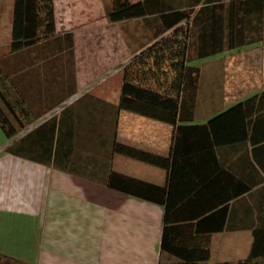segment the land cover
Returning <instances> with one entry per match:
<instances>
[{"label":"crops","instance_id":"1","mask_svg":"<svg viewBox=\"0 0 264 264\" xmlns=\"http://www.w3.org/2000/svg\"><path fill=\"white\" fill-rule=\"evenodd\" d=\"M107 1L54 0L56 35L12 52L15 0H0V105L17 129L7 137L0 125V256L11 258L14 264H236L249 255L254 230L264 227V119L253 120L247 144L221 146L216 156H209L219 165L191 169L184 175L176 173L173 184L171 168L115 152L114 143L119 142L170 155L176 126L118 110L117 105L126 65L187 21L149 40L144 36L148 22L143 18L109 21ZM239 1L153 0V4L158 11L193 9L190 27L200 12L193 40L226 44L231 3ZM98 2L108 30L103 37L110 44L109 51L100 54L99 67L97 57L80 47L74 29L82 22L88 26L97 20L91 9ZM135 20L141 23V32L134 29ZM250 20L252 30L234 40L241 46L232 48L235 52L230 55L239 54V60L260 59L262 64L264 54L258 47L264 45V11L259 38L253 29L254 14ZM158 22L152 20L153 33ZM114 25L119 37L113 35ZM200 26L201 33L197 30ZM89 38L81 44L89 43ZM118 41L121 52L114 57ZM242 50L244 54H240ZM220 53L203 59L219 60ZM247 68L243 65L236 72L244 75ZM263 89L264 84L254 82L248 93L221 105H208L219 96L208 98L204 106L220 110L204 113L203 118H198L196 100L194 123L206 122ZM226 92L232 91L227 87ZM113 171L164 187L173 202L169 225L197 223L206 209L228 204L223 230L211 231L208 224L199 231L188 227L182 234L175 233L191 248L193 241L200 245L204 241L210 247V258L183 262L162 249L166 206L108 186ZM260 178L263 181L259 184L252 181ZM249 183L253 184L249 192L230 199L236 186ZM177 241L174 238L171 243Z\"/></svg>","mask_w":264,"mask_h":264},{"label":"trees","instance_id":"2","mask_svg":"<svg viewBox=\"0 0 264 264\" xmlns=\"http://www.w3.org/2000/svg\"><path fill=\"white\" fill-rule=\"evenodd\" d=\"M231 6L226 29L229 47L241 45L234 40L249 34L252 30L249 27L252 14L256 21L253 29L259 38L262 31L264 0H241L239 3L232 2ZM192 13L193 9L158 11L154 8L153 0L137 2L108 0L106 4V17L111 22L143 18L148 22L147 31L153 33L152 20L159 21L155 32L150 33L149 40L187 21L169 37L147 48L126 65L123 71L122 95L117 105L118 110H128L176 126L175 143L169 156L154 154L119 142L114 143V151L119 154L165 169L171 168L172 184L176 173L184 175L190 173L191 169H206L207 166L219 165L218 162L210 161L209 156H216V149L221 146L247 144L253 120L264 119L263 89L213 115L206 122L194 123L198 114L196 96L200 71L190 62L192 60L190 54L192 27L199 20L200 12L196 13L190 27L188 22ZM201 32L200 26L199 33ZM54 35H56L54 0H15L12 52L32 46ZM68 36L73 37V34L68 33ZM198 44L196 59L220 52L223 45L215 42L206 43L202 40ZM0 125L7 137L14 135L17 130L1 105ZM250 163L251 168L256 170L254 164L251 161ZM230 177L235 178V175L230 174ZM252 181H255L254 184H259L263 178ZM107 182L112 188L166 206L162 249L183 258V262L194 263L210 258V247L204 241H201V245L198 241H193L191 248L183 244V238L176 234H182L188 227L199 231L208 224L211 231L223 230L226 227L228 204H216L206 209L203 215H200L203 217L197 219V223L183 221L186 223L169 225L172 223L173 202L170 193L166 196L164 187L115 171L109 174ZM252 188V183L236 186L230 199L249 192ZM172 233L174 236L171 235ZM174 238L178 240L176 244L171 243ZM3 262L10 264L12 261L11 258L3 256ZM217 264L233 263L225 261ZM236 264H264V227L254 230V242L249 255Z\"/></svg>","mask_w":264,"mask_h":264},{"label":"rangeland","instance_id":"3","mask_svg":"<svg viewBox=\"0 0 264 264\" xmlns=\"http://www.w3.org/2000/svg\"><path fill=\"white\" fill-rule=\"evenodd\" d=\"M92 13L94 17L96 16L97 20L93 21L91 25H84L85 22H82V26L77 25L76 28H74L77 33H78V40L80 42V47L82 50H85L86 52L92 53V57H97V67L100 66V54L102 52L106 53V50L109 51L110 49V44L107 43L105 38L103 37L104 33L108 31L105 28V16H104V11L102 8V5L100 2H98L96 5L92 7ZM134 23V29L141 30V23L137 24L136 20L133 22ZM197 25H200L199 20L197 21L196 25L193 27V38H194V29ZM140 26V27H139ZM78 27V28H77ZM138 27V28H137ZM197 28V30H199ZM113 35L114 37L119 35V30L116 25L113 26L112 28ZM141 32V31H140ZM144 36L149 39V32L146 29V26L144 27ZM88 35H91L92 37L89 38ZM89 38L90 42L87 44H81L85 42V39ZM191 39V63L195 65L196 67L199 68L200 71V78H199V86H198V91H197V96L196 100L199 103V117L198 118H203V114L208 113H213V112H218L217 110H220L219 108L210 107L208 105L210 104H223L228 101V99H234V98H240L244 94L248 93L249 88L252 84L257 83V85L264 84V60L263 63H260V59L258 60H239V54L236 56L230 55L232 51V48L229 47V44H223L222 45V50L219 52L221 59L219 60H213L210 61L205 58H197L196 59V54L198 53V47L199 44L197 41V38L193 40ZM147 39V40H148ZM199 39V38H198ZM115 39H113L114 42ZM1 42V40H0ZM241 46V45H239ZM113 47H117L113 43ZM211 48V47H210ZM259 48V52H262L264 54V45H261ZM242 50L241 52H243ZM121 52V46H120V41H118V47L116 51L113 52V56L117 57L116 53ZM228 52V53H227ZM228 54L229 56H226ZM240 54H244L240 53ZM232 56V57H231ZM209 63L207 64L206 61ZM124 61L123 63H125ZM213 62V64H211ZM94 63V62H93ZM260 63V64H259ZM243 65H247L246 71L244 70V75L238 74L236 71L238 68H242ZM87 66V65H86ZM91 66L92 62H91ZM114 67V66H113ZM118 67V66H117ZM211 68L209 71L206 73L205 69L206 68ZM204 69V71H203ZM239 71V70H238ZM261 73V74H260ZM248 74V75H247ZM248 76L250 78H248ZM254 80V82H253ZM238 88H237V86ZM241 86V88H240ZM231 89L232 92H226V88ZM256 87V85H255ZM247 88V90H245ZM220 97L217 99V97ZM211 98V99H217L212 102H210L206 107L204 106V103L206 99ZM155 122V121H153ZM156 123V122H155ZM0 264H5L3 262V258H0ZM10 264H14L13 262H10Z\"/></svg>","mask_w":264,"mask_h":264}]
</instances>
